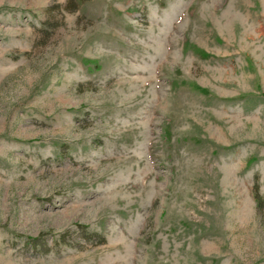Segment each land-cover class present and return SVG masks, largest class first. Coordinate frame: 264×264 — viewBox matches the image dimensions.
<instances>
[{
  "label": "rangeland",
  "instance_id": "obj_1",
  "mask_svg": "<svg viewBox=\"0 0 264 264\" xmlns=\"http://www.w3.org/2000/svg\"><path fill=\"white\" fill-rule=\"evenodd\" d=\"M0 264H264V0H0Z\"/></svg>",
  "mask_w": 264,
  "mask_h": 264
}]
</instances>
